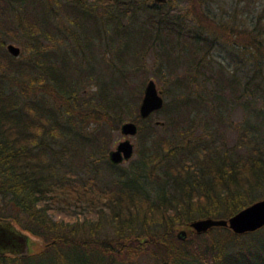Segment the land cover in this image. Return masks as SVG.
<instances>
[{
    "label": "trees",
    "instance_id": "obj_1",
    "mask_svg": "<svg viewBox=\"0 0 264 264\" xmlns=\"http://www.w3.org/2000/svg\"><path fill=\"white\" fill-rule=\"evenodd\" d=\"M167 1L0 0V22L10 23L5 30L12 38L23 36L25 53L0 50V217L12 218L41 241L40 249L25 257L0 254V264L33 259L40 264L39 257L51 253L62 255L64 264H104L105 259L141 264L136 260L146 254L149 260L142 264H264V225L243 233L225 226L197 233L188 225L198 217H227L264 196V135H259L264 126V4L256 20L244 16L238 23L224 12L211 13L206 0H186L187 8L176 14L161 10ZM141 9L147 11L146 21L136 23ZM58 10L72 27L62 23L63 30L55 23ZM39 36L60 42V54L42 49ZM102 37L108 47L113 44L115 59L104 65L107 77L91 74L93 50H99ZM218 39L240 44L241 86L237 67L228 71L218 62L212 68L205 57ZM147 50L155 54L156 73L165 65L171 76L182 66L192 71V81L206 71L202 81L209 97L175 91L153 111L163 112L164 119L153 121V112L140 117L134 111L135 85L127 78L141 67L139 58ZM182 76L168 77L170 85L185 87ZM91 80L98 89L80 97L82 84ZM256 98L261 105H253L252 113L259 123L245 119L239 126L237 144L248 150L239 154L224 146L218 130L221 106L242 99L245 108ZM121 109L137 123L139 157L126 167L106 154ZM202 110L208 118L193 134ZM87 122L95 127L84 131L80 126ZM157 126L171 129V137L156 133ZM57 138L62 142L56 149L50 141ZM64 152L85 176L69 167L62 170ZM99 169L114 175L110 182H99ZM102 221L111 228L109 236L98 235ZM180 228L183 238L176 236Z\"/></svg>",
    "mask_w": 264,
    "mask_h": 264
},
{
    "label": "rangeland",
    "instance_id": "obj_2",
    "mask_svg": "<svg viewBox=\"0 0 264 264\" xmlns=\"http://www.w3.org/2000/svg\"><path fill=\"white\" fill-rule=\"evenodd\" d=\"M61 1V0H60ZM152 2L151 0H141V3L144 5H148ZM264 4V0H206L205 7L207 10H209L211 13L216 14L217 16L224 12L225 18H231L230 16L234 18L235 22L240 23V20L244 16H248L249 19L253 18L252 20H256V15H258V11L261 5ZM187 8V2L186 0H168L167 3L164 4V7L161 10H168L169 14L173 13H178V11H183L184 9ZM146 10H139L136 12V23L141 22V21H146ZM154 15L156 13H153ZM157 15V14H156ZM55 20V23L61 27L63 30L62 23L64 25L72 27V23L68 21L69 19L67 18L66 15H63L60 10L57 11V14L53 17ZM232 19V18H231ZM264 20V18L262 19ZM15 24V22H13ZM10 23L4 22L1 20L0 22V41L2 42L0 46V50H3L5 48V44L7 42H12L13 44L19 46V53H24L22 51V43L24 41L23 36H18V39L16 40L15 38H12V34L8 33L6 28L8 29ZM240 25V24H239ZM60 38V36H57ZM38 41L41 44L42 49H54L57 51V53L60 54V50H62V45L60 42L53 41L51 39H48L47 37L44 36H39ZM67 43L73 42L71 39L65 40ZM109 45V44H108ZM112 45L110 44L109 47L107 46L106 38L102 37L100 39V47L98 49L93 50V57L95 61H91V63L94 66L93 72H91L92 76L100 75L101 77H107L109 74L108 70L104 67L105 63H109V60H113L115 62V59L111 53L112 50ZM238 48H240V44L237 45H229V44H223V41L221 39L216 40V44L212 47V50L210 52L206 53V56L209 59V65L212 68H217L218 67V62L222 64V66L226 65L229 66L228 71H232L234 69L237 73L238 76H240V85H242L243 81V75L245 73L243 64H239L236 62V54L238 53ZM75 56L79 57L81 52L79 49L75 50ZM20 54L18 56H20ZM25 54V53H24ZM233 58L230 55H233ZM174 55V54H173ZM155 57V54L151 50H147L144 52L143 56H140L139 58V63L141 64V67L136 71V72H131L129 71L131 61L126 57V71H129V77L127 78L129 80V83L135 85V90H134V95L137 96L136 100V108H134V111H137V106L139 103V100L142 95V88L143 85L146 81L147 78H152L156 86L162 87V99L163 102L167 103L169 102L172 98L175 97V91H183L187 95H195L196 93H201L205 98L209 97V93L206 89H208V84L206 81H202V79L205 78V72L203 73H198L197 75L194 76L193 80L188 79V74H191V70L186 69L185 67H178L176 70L174 69V72L171 74V76H166L167 74V68L165 65L160 69L158 73H156L153 70V59ZM226 70V68H224ZM227 71V70H226ZM131 72V73H130ZM208 73V72H207ZM176 74L178 75H184L182 77H185V87H182L181 85L178 87L170 85V77H174ZM169 77V78H168ZM204 85L205 89H202L201 87ZM98 89L97 84L94 81H89V82H84L79 89V96L84 97L86 95L91 94V92H94ZM172 89V90H171ZM176 89V90H175ZM39 92H37L38 96ZM35 96V95H33ZM51 100V98H49ZM237 101V100H236ZM239 101H242V99H238V102H233L229 100L226 104L221 106L222 113L224 116V119L222 118V125L219 126V131L222 132V139L224 142V146L227 147H232V150L236 153L243 154L248 152L247 147L239 143L237 144V131L240 125L244 124L245 119L247 120V123H259L253 113H252V106L255 105L256 107L261 105V101L256 98L254 101H252L250 104H246L244 108V101L242 102V105L240 104ZM205 105L210 107L211 102H206L204 101ZM264 112V111H263ZM119 117H120V122L123 120L128 119L127 112L124 109H121L119 112ZM198 118L196 119L197 126L193 130V134H198L201 132L203 128V123L206 121L207 114L205 111L202 110V112L197 116ZM151 119L153 121H161L164 119L163 112H153L151 114ZM208 121H211L208 119ZM185 121H180V125H182ZM213 125V124H212ZM218 125V123H217ZM84 131H89L90 129H93L94 123L93 122H87L84 124H81L80 126ZM172 130L164 127H156V133L167 136V138L171 137ZM258 134V132H256ZM259 135H264V126L260 124V133ZM124 135H122L119 132V129H111L109 133V143H108V148H112L114 144L119 140L122 139ZM221 137V136H220ZM218 137L216 143L219 142L221 139ZM129 140L133 144L132 148V153L130 157L126 160H123L120 163L121 166L126 167L129 165V163H135L138 159V153L135 148H137V141H136V134L134 135H129L128 136ZM62 140L57 138V140L50 141V145L54 148H59L61 146ZM149 141H147V144ZM64 152L63 154V161L62 164H65L62 170H66L68 167L75 173H79L81 176H85L86 173L83 169L79 168L77 165V160L75 158L70 157L67 155V153ZM66 168V169H65ZM98 177H99V182L101 183H108L111 181L112 177L114 176L110 171L108 170H101L99 169ZM57 217V214L55 215ZM21 217V216H20ZM23 217V216H22ZM22 222V220H20ZM111 234V228L107 223L103 222L100 224L98 227V235L100 237L104 236H109ZM41 241L35 240L34 243L31 245V251H37L41 247ZM53 255L52 253L50 255H43L39 257V259H43L40 264H54L53 261H57L56 264H64V260L61 258L63 257L62 255ZM117 258L119 255H116ZM147 256V257H146ZM115 257V256H114ZM116 258V257H115ZM148 258V254L146 255H140L137 258L138 263H144ZM55 261V262H56ZM104 264H111L110 259H105L103 262ZM18 264H27L23 262H19ZM28 264H37L36 260H32Z\"/></svg>",
    "mask_w": 264,
    "mask_h": 264
},
{
    "label": "water",
    "instance_id": "obj_3",
    "mask_svg": "<svg viewBox=\"0 0 264 264\" xmlns=\"http://www.w3.org/2000/svg\"><path fill=\"white\" fill-rule=\"evenodd\" d=\"M152 1L163 3L166 0ZM5 49L13 56H16L20 51L19 46L12 42H7ZM161 92V87L156 86L152 78L146 79L137 106V113L140 117H145L161 107L163 103ZM118 129L124 137L119 139L106 153L108 160L112 163H119L130 157L133 144L128 136L136 133L137 123L126 119L119 123ZM188 225L197 233L204 232L212 226H225L233 233L252 231L264 225V196L251 201L227 217H198L190 220ZM185 234L183 228L176 232L178 238H183ZM35 240L38 239L29 231L21 228L12 218L0 217V254L28 256L32 252L31 245ZM10 242H14L12 245H17L16 250H10Z\"/></svg>",
    "mask_w": 264,
    "mask_h": 264
},
{
    "label": "flooded vegetation",
    "instance_id": "obj_4",
    "mask_svg": "<svg viewBox=\"0 0 264 264\" xmlns=\"http://www.w3.org/2000/svg\"><path fill=\"white\" fill-rule=\"evenodd\" d=\"M161 90H162V87H161ZM162 92H163V90H162ZM162 92H161V96H162ZM115 145V144H114ZM14 243V242H13ZM12 242H10L9 244H10V246H9V248H10V250H16V248H17V245H12L13 244ZM7 245V244H6Z\"/></svg>",
    "mask_w": 264,
    "mask_h": 264
}]
</instances>
